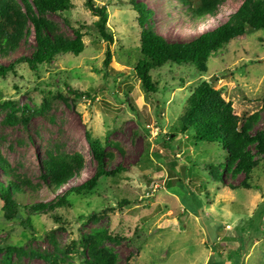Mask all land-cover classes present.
Segmentation results:
<instances>
[{"label": "rangeland", "instance_id": "374dc122", "mask_svg": "<svg viewBox=\"0 0 264 264\" xmlns=\"http://www.w3.org/2000/svg\"><path fill=\"white\" fill-rule=\"evenodd\" d=\"M71 1L69 12L46 18L70 39L83 28L85 51L59 56L36 72L18 65L0 81V153L17 175L41 187L35 195L21 196L26 202L54 198L40 178L50 153L84 156L85 170L71 186L95 173L87 133L102 141L113 164L126 171L94 192L71 197V208L57 213L60 221L43 214L32 217L29 226L23 223L26 211L6 220L0 200V238L9 237L14 248L11 263L84 264V238L106 231L114 240L103 247L117 255L116 264H264V160L251 176V189L239 186L243 175L224 173L215 180L204 167L224 164L227 153L177 132L188 97L204 82L222 90L236 115H258L253 134L264 128V30L212 55L206 74L190 66L154 72L157 92L148 93L134 72L140 29L130 0H93L97 7L107 6L112 43L99 36L98 18L86 0ZM136 1L153 12L154 30L171 42L214 28L240 5V0H226L216 15L195 24L178 0ZM35 46L32 32L0 63L30 56ZM23 114L29 118L26 125L18 121ZM6 255L0 251V264Z\"/></svg>", "mask_w": 264, "mask_h": 264}, {"label": "trees", "instance_id": "16d2710c", "mask_svg": "<svg viewBox=\"0 0 264 264\" xmlns=\"http://www.w3.org/2000/svg\"><path fill=\"white\" fill-rule=\"evenodd\" d=\"M185 8L184 16L193 23H204L216 15L226 0H178ZM133 9L138 13L139 52L140 56L134 65V72L143 89L156 93L157 85L154 72L166 66H190L197 74L208 72V62L212 55L222 50L231 41L264 30V0H240L239 7L229 15L227 21L214 28L197 30L188 40L168 41L157 33L152 25L153 12L144 3L130 0ZM86 7L98 18L95 28L102 40L112 43L113 35L109 28L107 6L97 7L93 0H86ZM73 8L71 0H0V59L5 60L15 54L22 41L34 33L36 46L30 56H21L8 64L0 63V81L10 73H16L18 65H26L31 71L51 65L59 56H80L85 51L83 28L75 29L74 38L58 34L56 26L46 18L47 14L62 15ZM111 55H107L105 64L109 66ZM78 93V92H77ZM9 119L15 118L13 114ZM258 115L242 118L235 114L233 103L227 102L222 90L215 89L212 82L199 85L188 97L179 116V130L193 143H206L223 149L226 162L215 166L207 163L204 172L217 180L219 174L243 175L239 184L244 189H251V176L264 160V128L254 134L253 126ZM19 123L26 125L29 118L26 114L18 118ZM171 141L174 139L169 136ZM91 154L97 162L93 175L80 184L71 186L72 181L82 176L86 162L81 153H50L42 164L40 178L45 187L54 195L51 201L26 202L21 198L26 194L35 195L41 187L30 179L15 173L11 164L0 153V200L3 203V216L14 220L26 211V224L32 225V217L49 214L55 220H61L59 210L71 208V197L81 196L96 191L104 181L122 175L126 169L114 165V157L106 151V145L87 133ZM120 151H122L120 149ZM214 170L220 171L215 175ZM223 182V180H221ZM224 183V182H223ZM225 184V183H224ZM69 186V187H68ZM231 190L236 186L227 184ZM121 205V203L119 204ZM1 233V232H0ZM113 241L108 232L95 231L84 238L88 249V259L84 264H116L117 255L103 247V242ZM0 251H6L5 264L11 263L9 237L0 238Z\"/></svg>", "mask_w": 264, "mask_h": 264}]
</instances>
